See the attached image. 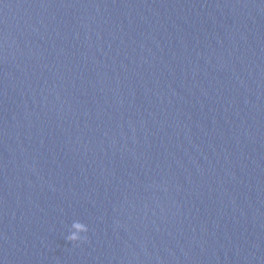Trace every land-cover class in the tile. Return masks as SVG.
Returning a JSON list of instances; mask_svg holds the SVG:
<instances>
[{"label": "water", "instance_id": "1", "mask_svg": "<svg viewBox=\"0 0 264 264\" xmlns=\"http://www.w3.org/2000/svg\"><path fill=\"white\" fill-rule=\"evenodd\" d=\"M0 264H264V0H0Z\"/></svg>", "mask_w": 264, "mask_h": 264}, {"label": "clouds", "instance_id": "2", "mask_svg": "<svg viewBox=\"0 0 264 264\" xmlns=\"http://www.w3.org/2000/svg\"><path fill=\"white\" fill-rule=\"evenodd\" d=\"M88 232V227L84 223H75L73 230L67 235L66 239L70 242H78L83 238V234Z\"/></svg>", "mask_w": 264, "mask_h": 264}]
</instances>
